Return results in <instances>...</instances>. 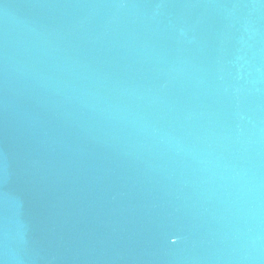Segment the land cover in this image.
<instances>
[{"label":"water","instance_id":"water-1","mask_svg":"<svg viewBox=\"0 0 264 264\" xmlns=\"http://www.w3.org/2000/svg\"><path fill=\"white\" fill-rule=\"evenodd\" d=\"M0 264H264V0H0Z\"/></svg>","mask_w":264,"mask_h":264}]
</instances>
